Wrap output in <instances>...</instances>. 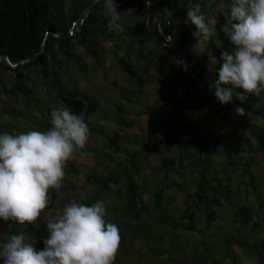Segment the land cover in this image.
I'll return each instance as SVG.
<instances>
[{
  "label": "trees",
  "instance_id": "16d2710c",
  "mask_svg": "<svg viewBox=\"0 0 264 264\" xmlns=\"http://www.w3.org/2000/svg\"><path fill=\"white\" fill-rule=\"evenodd\" d=\"M68 1V6H64L59 0H0V55L6 56L12 63H15L32 57L42 47L44 49L35 61L16 69L0 63V134L18 135L32 130H48L51 127L50 104H54L55 108L66 106L72 112L82 114L87 123L98 109V102L88 92L63 82L62 74L66 72L67 67L73 65V68L78 71L83 61V54L89 56L93 62L101 63L104 57L103 50L96 46L95 39L98 38L111 41L114 50H121L124 43L127 53L132 52L134 48L132 41L139 34L144 42L145 40L151 42L140 14V5L136 6L134 1H127L117 9L118 13L122 15L121 23L124 28V31L119 35L108 30V18L103 15L101 3L94 8V12L86 19L76 34L68 39L57 37L56 35L69 31L92 0ZM210 1L150 0L152 8L150 26L160 39L163 35L165 38H169V43L182 44L187 48L192 69L205 86H210L218 78V69L222 63L221 53L225 51L232 53L233 51L231 42L221 31L222 27L230 21V7L233 0H220L224 13L212 8L208 13ZM197 3L200 4L204 13H208V18L217 21L214 35L216 39L211 37V40L206 44L209 49L214 46L215 41L217 43L215 59L218 62V68L215 71L208 69V60L205 58L203 49L199 55H196L193 49L195 42L191 45L192 50L189 48L188 41L192 32L182 27L177 30L173 29L175 25L172 18L177 15V10L181 7H193ZM186 19L183 18V20ZM124 38L129 39V43L124 42ZM155 51L159 53L154 46L153 50L148 52L138 49L135 58L143 61L142 64L148 72L153 65L158 68V76L164 78L171 93L180 98L173 101V108H178L181 105L191 120V123H185L182 126L184 134L191 137L183 136L173 140L182 145L177 157V168H173L164 155L168 139L151 137L146 141L136 138L131 145H138V148L128 149L122 143V129L114 130L111 135H104L101 129L91 128L89 129L91 132H99L105 137L104 147L107 151L112 152L111 156L108 153L98 152L95 154L99 156L97 160L108 162L114 173L110 172L108 175L101 176L93 172L86 174L84 178L89 184L95 185L96 190L90 199L83 203L91 206L97 201H104L113 214L122 216L130 224L133 238L142 231L140 226L141 223H144L146 213L157 215L161 219L160 222L170 231V236H167L170 246L166 257L167 264H180V261L184 263L182 259L179 260L183 257L182 249L176 248L174 241L180 240L186 243L187 238L198 233L207 236L208 231L218 221L220 210L225 206H231L233 194H239L240 191L236 189L237 183L244 187L245 198L251 196L258 204L256 210L247 199L232 213L231 220L236 227L237 237L248 236L243 229H248L251 233L260 229L258 218L255 219V217L263 211L261 210L263 197L260 188L264 186V181L261 176L254 177L250 168L253 166L254 155L264 149V129L248 124L239 116L236 108L243 104L248 105L251 108L249 109L250 114L259 117L264 123V106L252 108L261 98L264 102V93L260 97L246 94L247 100L244 102L233 96L232 102L227 105L221 104L215 95L211 98H203L199 95L184 67L174 64L163 53L156 55L155 59ZM235 92L242 93V90L237 89ZM47 99H49L48 103ZM142 114L164 127H170L169 136L173 133L175 125L169 119L148 109H143ZM207 120L216 123L219 128L227 126L229 129H234L236 126H240V128H248L249 132H252L256 148L252 147L254 150L248 153V158L242 163L240 176L232 178L226 169H221V159L229 158L230 154L221 149L220 141L205 140L198 135L199 128ZM193 121H196L197 125ZM124 126L131 127L132 125L125 123ZM195 139L196 142H194ZM197 141H199L196 144L199 155L195 162L194 151L188 156H184V154L187 152L186 148L191 146L192 142L197 143ZM248 145L254 146L249 141ZM149 147L155 148L154 152L159 161V168L156 171L161 174V177L158 178V184L154 187L149 202L146 203L143 200L144 189L139 182L140 166L143 163L146 149ZM122 150L125 157L119 158L117 154L122 153ZM185 167L195 175V178L192 182L187 183L184 189L185 183L182 176L185 173L183 172ZM65 169L66 176L60 193L77 189L76 183H74L77 175L74 163L69 161ZM244 176L248 177V182L242 180ZM233 186H235L236 192H233ZM174 192L183 194V205L178 211L171 210ZM50 195L52 199L49 210L55 213L58 208L59 195L54 190L50 191ZM108 210L109 208H107ZM199 219L203 222V231L197 227ZM105 220L111 221L109 218L108 220L105 218ZM231 232L233 233V231ZM20 234H23L25 241L31 243L37 251L42 250L43 240L48 235L46 220L41 218L35 225L0 221V243L6 242L11 235ZM232 236L231 233H226L222 239L215 236L216 240L221 242L220 257L223 263L212 264H242L240 261L246 259L251 251L261 254L264 250V239L259 242L250 240L248 247L245 248L244 243ZM150 239L152 238H147V240ZM159 239L162 240L163 236ZM214 242L212 241L211 244L213 245ZM201 246L200 242L195 245L191 254L193 258L196 257ZM132 257L138 260L144 258L141 252L135 251ZM136 261L134 262L136 263ZM0 264H3V261H0Z\"/></svg>",
  "mask_w": 264,
  "mask_h": 264
},
{
  "label": "rangeland",
  "instance_id": "374dc122",
  "mask_svg": "<svg viewBox=\"0 0 264 264\" xmlns=\"http://www.w3.org/2000/svg\"><path fill=\"white\" fill-rule=\"evenodd\" d=\"M59 1L64 6H68L69 4L68 0ZM116 1L120 2V0ZM133 1L136 6L140 5V14L144 17V5L140 1ZM210 3L211 5L208 13L211 8L220 10L224 13L220 0H211ZM187 11V7H181L177 10V15L172 18L175 25L173 26V29L177 30L179 27H182L187 28L192 32L188 41L189 48L192 50L191 45L195 42L193 49L196 55H199L200 51H202L201 49H203L205 58L208 60V69L210 71H215L218 68V62L215 59V46L217 43L215 41L213 44L214 46L208 49L206 44L211 40L210 38L202 48L197 49V39L193 36V33L197 31V29L190 21H188V19L183 20V18H187ZM208 13L205 12L207 17ZM78 20L70 27V29H76L75 25L78 23ZM213 38L216 39L215 36H213ZM165 40L169 41V38H165ZM95 42L97 44L96 46L103 50L104 60L101 63H95L89 58V56L83 54V61L78 71L73 68V65H69L66 72L62 74V80L64 83L88 92V94L98 102V109L87 121L89 129H101L104 135H111L114 130L122 129V143L128 149L138 148V145H131L136 138H139L140 140L145 139L146 141L151 139V137H157L162 140L168 139L164 155L173 168H177V157L179 148L181 149L182 145L173 140L183 136L186 138L191 137L190 135H185L184 131H182L183 124L191 123V120L181 105H179L178 108H173V101L179 100L180 98L171 93L164 78L158 76V68L153 65L148 72L146 71V67L142 64L143 61H139L135 58L138 49H142L145 52L153 50L152 43L148 40H145L144 42L142 36L139 34L138 37L132 41L134 47L132 52L127 53L124 43L121 50H114L111 41L98 38L95 39ZM124 42L129 43V39L124 38ZM162 53L172 60L174 64H177L175 61L179 60V52L164 49ZM158 54L159 53L157 52L154 53L155 59ZM262 95L263 94L261 93V96ZM47 101H49V99H47L46 102ZM50 106V110L55 108L54 104H50ZM261 106H264L262 98L252 108H258ZM240 107L245 110V114L239 116H241L248 124L264 129V123L259 117L250 114L249 109L251 108L248 105L243 104ZM143 109H148L163 118L169 119L172 124L175 125L173 133L169 136L171 132L169 129L171 128L164 127L155 120H149L142 114ZM193 122L197 125L196 121ZM125 123H129L132 126L126 127L124 126ZM194 135L196 134L194 133ZM198 135L205 140L211 139L213 142L220 141L221 149L229 152V158L223 157L220 163H222L221 169H226L227 173L232 178L240 176L242 163L248 158V153L251 150L253 151V148H256L252 132H249L248 128H240V126H236L234 129H229L227 126L219 128L216 123L207 120L199 128ZM248 141L254 146L248 145ZM104 142L105 137L101 133L91 132L90 130V138L85 151L91 152L92 155H77L74 160H71L77 169V175L75 176L74 181L77 189L75 191L58 193L59 199L57 210H61L65 205L73 201L83 203V201L90 199L92 193L96 190V186L89 184L86 181L84 178L86 174L93 172L101 176L108 175L110 172L114 173V170L109 167L108 162H104V160L101 159L97 160V157L99 156L95 155L100 152L102 154L108 153L111 156L112 152L105 149ZM194 142H196V139ZM194 142L191 143V146L186 148L187 152L184 156H188L194 151L193 159L196 162L199 155V149L196 144H198L199 141H197V143ZM154 149L155 148L153 147L146 149L147 151L143 156V163L140 166L141 173L139 183L143 186V200L146 203L149 202L154 187L158 184L157 180L161 177V174L156 171V169L159 168V161ZM117 156L119 158H124V151L122 153L120 152V154L118 153ZM253 159L254 162L250 171L253 173L254 177H263L264 181V149L259 151L257 155H254ZM97 162L98 167L96 166ZM184 163H187V161H184ZM193 165L194 163L191 168ZM183 172H185L182 176V180L185 183V189L186 184L192 182L195 175L190 173L187 167H185V171ZM242 180H246V182L249 181L247 176H244ZM232 188L233 192H236V189H238L240 191L239 194H233L231 206H225L220 210L219 219L208 231L207 236L198 233L187 238L186 243L185 241L182 242L180 240L174 241L175 247L182 249L181 252L183 257L179 258L177 255L179 260L182 259L184 262L181 263L180 261V264L223 263L220 257L221 242L216 240L217 237L215 236H218V239H222L226 233H231L233 234V238L244 243L245 248L248 247L250 240L259 242L261 239H264V186L260 188V193L263 197V206L261 210L263 211L255 217V219L258 218L257 221L260 224V229L254 233H251L248 229H243L248 235L247 237H244L245 239L237 237L238 233L235 231L236 227L231 220L232 213L247 199L256 210L258 204L251 196H248L247 199L245 198V189L240 184H236V189L235 186ZM105 205L107 212L105 218H107V220L109 218L111 220L109 221L110 223H114L118 226L121 237L119 252L114 264H167V252L170 250L167 236H170V231L167 226H164L160 222L161 219L157 215H153L149 212L146 213L144 215V223H141L140 226V228L142 227V231L133 238L130 231L131 227H129L130 224H128L122 216H116V214H113L108 204ZM182 205L183 194L180 192H174L171 210L178 211L181 209ZM107 208H109L108 211ZM52 218H55V213ZM42 219L44 218L42 217ZM197 227L199 230L203 231V222L201 219L197 222ZM231 231H233V233ZM161 236H163L162 240L159 239ZM148 237H151L152 239L147 240ZM212 241H215L213 245L211 244ZM199 242L202 246L198 250L196 257L193 258L191 256L192 251L195 245ZM134 251L141 252L144 256L143 260L133 258L132 255ZM171 256L174 257V255ZM134 261H136V263ZM241 262L242 264H264V250L261 254H258L256 251H251L247 258L240 261V263Z\"/></svg>",
  "mask_w": 264,
  "mask_h": 264
},
{
  "label": "clouds",
  "instance_id": "9594fccd",
  "mask_svg": "<svg viewBox=\"0 0 264 264\" xmlns=\"http://www.w3.org/2000/svg\"><path fill=\"white\" fill-rule=\"evenodd\" d=\"M95 2L103 5L108 30L122 33L115 0ZM187 19L197 29L193 36L200 49L215 35L217 21L208 18L199 3L188 8ZM221 31L233 51L221 53L218 78L210 85L216 99L227 105L233 96L241 102L247 100L246 94L260 97L264 93V0H233L230 21ZM175 62L184 66V61ZM236 112L245 114L241 107ZM50 124L46 131L0 134V221L35 225L43 217L48 233L39 251L23 234L11 235L0 243V260L3 264H114L121 237L118 226L105 220L104 201L91 206L73 201L52 218L50 191L60 192L67 163L92 153L85 151L90 130L82 114L66 106L53 108Z\"/></svg>",
  "mask_w": 264,
  "mask_h": 264
},
{
  "label": "water",
  "instance_id": "95a60500",
  "mask_svg": "<svg viewBox=\"0 0 264 264\" xmlns=\"http://www.w3.org/2000/svg\"><path fill=\"white\" fill-rule=\"evenodd\" d=\"M127 1H133V0H121L120 2H117L115 0V3L117 5V9L122 7ZM137 1H141L145 7L143 21H144V26L148 32V35H149V38L151 40L152 45L156 48V50L159 53H162L164 49L179 52L181 60L184 61V66H183L184 70L186 69L185 71H186L187 75L189 76V78L191 79L192 83L197 88L199 95L203 98L213 97L214 96V89L210 88V86L203 85L200 82V80L198 79V77L196 76V74L194 73V71L192 69V65L189 62V57H188L189 53H188L187 48L184 47L182 44L169 43L168 41L164 40L163 38L160 39V37L155 33V31L150 26V20H151V16H152V8H151L150 0H137ZM98 5L99 4H97L95 2V0H92L85 7L84 11L82 12V14L78 20V23L75 25L76 29H69V31L67 33H60L56 36L68 39L71 36H73L74 34H76L80 30V28L82 27V25L84 24L86 19L94 12V8ZM43 51H44V49L42 47L32 57H29L25 60H21L19 62H15V63H12L6 56L0 55V63H3L5 65L9 66L12 69H16V68L23 66L25 64L32 63L43 53Z\"/></svg>",
  "mask_w": 264,
  "mask_h": 264
},
{
  "label": "built area",
  "instance_id": "2783aa9c",
  "mask_svg": "<svg viewBox=\"0 0 264 264\" xmlns=\"http://www.w3.org/2000/svg\"><path fill=\"white\" fill-rule=\"evenodd\" d=\"M162 38L165 39V37L162 35Z\"/></svg>",
  "mask_w": 264,
  "mask_h": 264
}]
</instances>
